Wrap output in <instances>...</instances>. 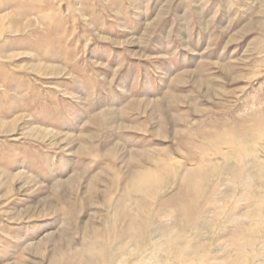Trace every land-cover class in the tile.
I'll use <instances>...</instances> for the list:
<instances>
[{
    "label": "rangeland",
    "instance_id": "374dc122",
    "mask_svg": "<svg viewBox=\"0 0 264 264\" xmlns=\"http://www.w3.org/2000/svg\"><path fill=\"white\" fill-rule=\"evenodd\" d=\"M145 154L168 158L167 197L196 169L216 188L171 228L175 251L201 247L173 264H264V0H0V264H65L107 234L105 199ZM238 154L255 166L234 181ZM159 201L156 244L174 223ZM127 241L105 243L114 264H149Z\"/></svg>",
    "mask_w": 264,
    "mask_h": 264
},
{
    "label": "bare ground",
    "instance_id": "6f19581e",
    "mask_svg": "<svg viewBox=\"0 0 264 264\" xmlns=\"http://www.w3.org/2000/svg\"><path fill=\"white\" fill-rule=\"evenodd\" d=\"M161 125H163V124H161ZM239 150H240V148L238 149V151ZM86 153L89 154V150ZM166 154H167V152L165 153V155ZM145 155L147 158L146 159L147 162L138 164L135 167V170H131V169L128 170L129 173L125 176V179L123 180V183H124V185H123V189H124L123 196L115 197V199H114V197L112 198V195H107V197L105 199L104 205H105V207H107L109 209L108 210L109 215L107 214L105 216V221H104L106 231H108L107 234L102 233V231L98 232L99 227H96V228L94 227L93 228V230H94L93 234L94 235L92 234L93 236L92 235L86 236L88 238L90 236H92V237L89 240L87 238H85L86 243H85V248L83 250L74 249L72 252L71 251L60 252V254L63 256L62 257L63 263H65V264H79L77 258L79 256H82L84 258L83 259L84 261L89 259L94 264H99V258L104 259L103 264H114V263H116L115 261H117L116 253L115 252L109 253L108 251H105V249H104L105 243H108L109 241H111L112 245H117L119 243V242L117 243V241L123 240L124 238H127L128 241H129V239H130V241H131V239L134 240V242L136 243L135 246L138 248V250L139 249L141 250L142 248L144 249V247H146V246L149 247V251L145 252V253H147V258H148L149 264H161V263H159V261L163 262V260L165 261L169 257H173V260L171 262L169 261L166 264H173L174 260L176 261V260H178V258H181V257H184V256L191 254L189 252L190 248H192L191 249L192 253H195V251H196V254H201V251L199 250L201 247L196 248L194 246H185V249H183V251L181 250L182 252L175 251V246H177L176 244L178 242H176V244H175V241L172 238V232L170 230H171V228L172 229L178 228L179 225L176 224L178 221H180L179 223L184 225L183 223H185V221H186L184 219V217L187 219V221H190L189 220V214H188L189 211L195 210V212L199 213L198 209H200V210L204 209L206 202L209 200V198L215 195L216 188H212V189H211V187L208 188L209 186L208 187L206 186L208 183V180L205 181V179L200 176V173L206 172V169L204 168L200 171L196 169V171H192V172L187 171L183 175L178 176L177 179H175V180H177V186H176L177 190L176 191L178 193H176L175 195L173 194L174 196L167 197V195L170 194L168 192L169 188H170V182H168V180H166V179L169 178V173H171V174L175 173L173 171V168L170 166V163L167 161L168 158L166 157L165 159H161V157H157V156L152 155V154H145ZM92 156L93 155H91V158H92ZM247 156H248V154H247ZM113 158H114V156L113 157L111 156V159H113ZM250 158L249 157L248 158L242 157L240 154H238L237 156L235 155V157H233V156L230 158L225 157V161H226L225 163H227V164L225 167H222V169H223V171H226L227 173H229L232 176V178L234 179V181H236V180L241 181L242 177H244V175L247 174L248 168H250L251 165L255 164V162L252 161V159L250 160ZM115 159H116V156H115ZM248 160H250V161H248ZM163 173L166 174V177H164V178H162ZM71 179H73V178H71ZM117 180L118 179H116V181L112 182V185H114L115 189L119 185V182ZM244 180H245V178H244ZM111 181H112V179H111ZM209 181H210V179H209ZM210 186H211V183H210ZM72 188H74V186ZM222 193L223 192H220V193L216 192V195L217 194L221 195ZM221 197L222 196L217 198L216 199L217 201L215 200L216 204L217 203L219 204V202L222 201ZM134 199H135V201L133 202ZM152 199H156L158 201L161 200V201L156 203V208H157V206H159V208H162L161 206L170 208V210H169L170 214L169 215L172 217V220L174 222L173 224L170 225V227H167L168 229L165 228V229H163V231L160 230L159 233H154V234H157V236L159 237V243L158 244H156L155 239L146 238L148 228L150 227L148 214L151 215V212H157V210L152 211V209H153L152 208V206H153ZM187 200H189V202H187ZM131 211H133L134 216L130 214ZM66 215H71V214L66 213ZM198 215H199V217L204 216V215H201L200 213L197 214L196 216H198ZM194 217H195V215L193 216V218ZM236 217H235V220L238 219ZM200 218H202V217H200ZM121 220L127 221V224H126L125 228L123 227L124 225L122 224L123 226L121 227V229H120V227L118 229L119 232H120V230H121V232L119 234H117V233H115L114 227L117 225V228H118V226L121 225V223H120ZM201 220L203 221V219H201ZM208 220L209 221H207V222L212 221L210 219V217L208 218ZM195 221H198V217H195ZM170 222H171V220H170ZM203 222H205V221H203ZM104 224H103V226H104ZM187 226H189V225H187ZM101 228L102 227H100V230H101ZM182 229H183V226H182ZM184 229H185V227H184ZM118 230H117V232H118ZM90 231H91V229H90ZM112 231L114 233H111ZM184 231H183V233H184ZM246 231H247V229H246ZM109 232L111 235L108 236ZM244 233L246 236L247 232H244ZM181 239H183V238H181ZM241 239H242V234L239 235V233L236 232L235 237L232 238L231 243L228 246V247L234 248L236 250V252L239 253V255L242 254L241 250L243 247L242 245H239V242L241 241ZM245 239H247V238H243V240H245ZM180 240H178V241H180ZM123 243H125V241ZM183 244H186V243H183ZM249 246H251V242L245 247H249ZM137 248L134 250H137ZM125 249L126 248L125 247L123 248L122 246H120V248H119V250L121 251V253H123V255H125V254L128 255L127 253H125ZM130 250H132V248ZM160 254H162V257L159 260L158 258L160 256ZM121 257H122V255H121ZM59 258H61V257H59ZM123 258H124V256H123ZM137 258H140V257H137ZM156 259H158L159 261H157ZM122 260H124V259H122ZM55 262H56V260L54 259L53 263H55ZM60 262H61V259H60ZM92 263L89 262L86 264H92ZM121 263H119V264H121ZM128 263H130V262H128ZM57 264H59V262Z\"/></svg>",
    "mask_w": 264,
    "mask_h": 264
}]
</instances>
